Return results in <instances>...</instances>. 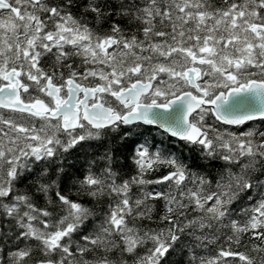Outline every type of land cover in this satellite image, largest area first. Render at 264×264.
Instances as JSON below:
<instances>
[{
    "label": "snow or ice",
    "instance_id": "snow-or-ice-1",
    "mask_svg": "<svg viewBox=\"0 0 264 264\" xmlns=\"http://www.w3.org/2000/svg\"><path fill=\"white\" fill-rule=\"evenodd\" d=\"M0 109V264H264V0H0Z\"/></svg>",
    "mask_w": 264,
    "mask_h": 264
},
{
    "label": "trees",
    "instance_id": "trees-1",
    "mask_svg": "<svg viewBox=\"0 0 264 264\" xmlns=\"http://www.w3.org/2000/svg\"><path fill=\"white\" fill-rule=\"evenodd\" d=\"M2 114H4V110H1V109H0V115H2ZM209 122H211V121H209ZM146 127H149V126H146ZM149 128L152 130L153 133H155V128H154V127H149ZM257 129H258V128H257ZM155 139H156L157 142H160L161 139H162V137L159 136V135H156V136H155ZM164 143H166L167 146H168L172 151H174V152L179 153V152L181 151L180 145L177 144L176 139H174V138L165 139V140H164ZM183 155H184V159H185L186 161L190 162L191 165H192L193 167L196 166L197 164L201 163V162L197 159V157H196L195 154L189 156L188 152L185 150L184 153H183ZM69 159L71 160V158H69ZM120 159L123 161V156H120ZM126 163H127V162H126ZM160 171H163V169H160ZM157 174H158V173L149 172V173L146 174L145 178H146V179H155V176H156ZM30 186H31V185L29 184V187H30ZM148 187L151 188L152 186L149 185ZM133 188H135V186H133ZM67 194H69L72 198H77V197H76V194H75V190H73L72 192H69V193H67ZM159 210H160V205L157 204V205H156V211L158 212ZM145 223H146L149 227H158V226H159V225H157V224H155V223H153V222H149V221H145ZM209 254H210V252H204L202 249H201V250H197V255H204V256H207V255H209ZM185 259H186L185 257H182V256H180L179 254L170 257V260H172V261H176L177 264H184Z\"/></svg>",
    "mask_w": 264,
    "mask_h": 264
},
{
    "label": "flooded vegetation",
    "instance_id": "flooded-vegetation-1",
    "mask_svg": "<svg viewBox=\"0 0 264 264\" xmlns=\"http://www.w3.org/2000/svg\"><path fill=\"white\" fill-rule=\"evenodd\" d=\"M249 126L261 129V122L258 120L254 123H250ZM261 130H264V129H261Z\"/></svg>",
    "mask_w": 264,
    "mask_h": 264
},
{
    "label": "water",
    "instance_id": "water-1",
    "mask_svg": "<svg viewBox=\"0 0 264 264\" xmlns=\"http://www.w3.org/2000/svg\"><path fill=\"white\" fill-rule=\"evenodd\" d=\"M259 118H257V120H258ZM152 127H154V126H152Z\"/></svg>",
    "mask_w": 264,
    "mask_h": 264
}]
</instances>
